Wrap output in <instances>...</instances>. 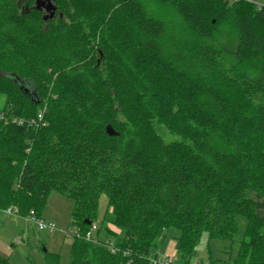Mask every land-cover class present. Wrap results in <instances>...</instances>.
Instances as JSON below:
<instances>
[{"label":"trees","instance_id":"1","mask_svg":"<svg viewBox=\"0 0 264 264\" xmlns=\"http://www.w3.org/2000/svg\"><path fill=\"white\" fill-rule=\"evenodd\" d=\"M52 2L48 17L0 0V212L43 219L52 191L73 199L70 264H154L170 228L189 264L243 217L233 264H264V7ZM103 194L122 232L107 242L86 238Z\"/></svg>","mask_w":264,"mask_h":264},{"label":"rangeland","instance_id":"2","mask_svg":"<svg viewBox=\"0 0 264 264\" xmlns=\"http://www.w3.org/2000/svg\"><path fill=\"white\" fill-rule=\"evenodd\" d=\"M261 1L264 3V0ZM160 132L166 140L175 138L163 128H160ZM73 209V199L57 191L50 193L42 217L55 224L56 229L52 232L39 230L28 217L7 211L0 212V255L8 258L12 264H48L45 258L47 252L57 254L60 258L59 264H70L74 235L77 232L72 223ZM111 214L108 197L103 194L100 198L98 219L93 222L97 226L92 234L94 239L107 242L114 240L116 235H122L119 227L110 220ZM238 222L239 227L232 240L209 239L208 233L204 232L194 248L189 264H233L246 231V220L239 217ZM179 233V230L170 228L164 238L156 241L157 248L154 247L151 254L158 252L164 255V252H173L175 237ZM170 255L176 256V252Z\"/></svg>","mask_w":264,"mask_h":264},{"label":"built area","instance_id":"3","mask_svg":"<svg viewBox=\"0 0 264 264\" xmlns=\"http://www.w3.org/2000/svg\"><path fill=\"white\" fill-rule=\"evenodd\" d=\"M229 2H236V1H242V0H228ZM249 3L254 4L258 9H261L264 7V3H262L261 0H243ZM40 118H42V115H39ZM22 123V122H20ZM8 213H12V209L7 210ZM28 220L31 221L32 223L36 224L39 230H46V231H54L56 229L55 224L53 222H47L41 217L37 216L34 211H31ZM97 229V226L95 224L92 225V229L87 232L86 238L89 240H96L92 236L93 232ZM70 234L69 232H67ZM108 246L112 249V251H116V247L114 243H108ZM176 259L174 255H165L164 257H158L153 258L152 261L154 264H175Z\"/></svg>","mask_w":264,"mask_h":264},{"label":"water","instance_id":"4","mask_svg":"<svg viewBox=\"0 0 264 264\" xmlns=\"http://www.w3.org/2000/svg\"><path fill=\"white\" fill-rule=\"evenodd\" d=\"M36 5L37 8H45V10L48 12V17H53L56 11V6L53 4L52 0H36ZM28 90V89H27ZM107 132L110 135H114L117 134L116 132H114V130L108 126L107 127ZM88 224H91V222L89 221Z\"/></svg>","mask_w":264,"mask_h":264},{"label":"crops","instance_id":"5","mask_svg":"<svg viewBox=\"0 0 264 264\" xmlns=\"http://www.w3.org/2000/svg\"><path fill=\"white\" fill-rule=\"evenodd\" d=\"M175 244H176V243L174 242V247H175ZM174 251L176 252V248L174 249ZM174 251H173V252H174ZM173 252L167 251V252H164V253H165V254H166V253L173 254ZM156 254L162 255V253L160 254V253H158V252H156Z\"/></svg>","mask_w":264,"mask_h":264}]
</instances>
